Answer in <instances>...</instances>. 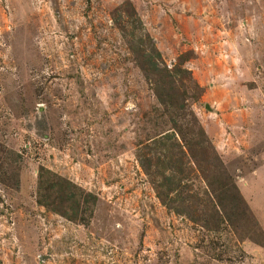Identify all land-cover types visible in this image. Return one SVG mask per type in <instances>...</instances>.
I'll use <instances>...</instances> for the list:
<instances>
[{"label":"rangeland","instance_id":"rangeland-1","mask_svg":"<svg viewBox=\"0 0 264 264\" xmlns=\"http://www.w3.org/2000/svg\"><path fill=\"white\" fill-rule=\"evenodd\" d=\"M130 41L169 67L191 53L193 109L259 227L210 231L157 197L136 143L170 118L150 122L162 111ZM259 123L264 0H0V168L20 170L18 189L0 177V264H264ZM41 166L99 197L89 224L37 202Z\"/></svg>","mask_w":264,"mask_h":264},{"label":"trees","instance_id":"trees-1","mask_svg":"<svg viewBox=\"0 0 264 264\" xmlns=\"http://www.w3.org/2000/svg\"><path fill=\"white\" fill-rule=\"evenodd\" d=\"M129 5L127 9L122 3L116 11L125 10L127 17H134L136 11L132 4ZM139 28L144 30L142 21ZM152 45L154 50L146 52L140 44L134 45L130 41V51L157 99L160 106L157 110L162 111L161 116H157L155 121L150 118V122L166 123L163 117L170 118L169 128L158 127L154 134L139 138L136 143V157L157 197L170 211L188 216L210 231L219 233L223 224L236 226L237 223H251L253 218V224L259 227L235 178L193 109V104L200 101L204 87L195 81V89H191L186 83L188 79L194 80L191 70L184 66L191 53L180 55V60L169 67L161 60L156 45ZM18 170L11 176L9 168L2 165L1 180H12L6 185L18 189ZM198 170H201V175ZM192 173H197L206 183L207 188L201 194L191 193L185 181ZM98 200L96 194L74 181L45 166L40 167L37 187L40 205L69 220L89 224Z\"/></svg>","mask_w":264,"mask_h":264},{"label":"crops","instance_id":"crops-1","mask_svg":"<svg viewBox=\"0 0 264 264\" xmlns=\"http://www.w3.org/2000/svg\"><path fill=\"white\" fill-rule=\"evenodd\" d=\"M262 125H263V127H264V123H261V125H260V123H259L256 127H258V126L261 127ZM246 126H248V124H247ZM252 132L255 133L254 128H251V130L248 131L249 134H251ZM262 132H264V129L262 130ZM257 135H259V133H256L255 135H253V138H254L255 136H257ZM247 136H248V134H247ZM250 144H251V143H250Z\"/></svg>","mask_w":264,"mask_h":264},{"label":"water","instance_id":"water-1","mask_svg":"<svg viewBox=\"0 0 264 264\" xmlns=\"http://www.w3.org/2000/svg\"><path fill=\"white\" fill-rule=\"evenodd\" d=\"M207 107H209V105L207 104Z\"/></svg>","mask_w":264,"mask_h":264}]
</instances>
